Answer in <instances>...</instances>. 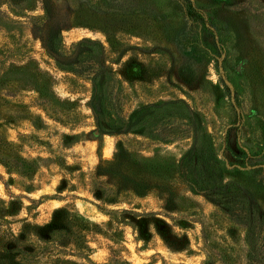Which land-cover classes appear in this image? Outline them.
I'll list each match as a JSON object with an SVG mask.
<instances>
[{
	"label": "rangeland",
	"instance_id": "obj_1",
	"mask_svg": "<svg viewBox=\"0 0 264 264\" xmlns=\"http://www.w3.org/2000/svg\"><path fill=\"white\" fill-rule=\"evenodd\" d=\"M218 170L264 215V0H0V264H249Z\"/></svg>",
	"mask_w": 264,
	"mask_h": 264
},
{
	"label": "trees",
	"instance_id": "obj_2",
	"mask_svg": "<svg viewBox=\"0 0 264 264\" xmlns=\"http://www.w3.org/2000/svg\"><path fill=\"white\" fill-rule=\"evenodd\" d=\"M92 61H84L79 68L83 72L92 74V78L97 87V79L104 72L105 67L95 70ZM96 93V92H95ZM198 160L203 158L199 157ZM203 161V160H202ZM218 165V161H215ZM220 171L210 176L195 174L192 177L193 186L196 189L207 191L209 197L216 204L228 207L235 219L247 229V239L249 243V264H264V215L259 207L254 203L253 197L240 188H235L231 183L218 185L216 181Z\"/></svg>",
	"mask_w": 264,
	"mask_h": 264
}]
</instances>
